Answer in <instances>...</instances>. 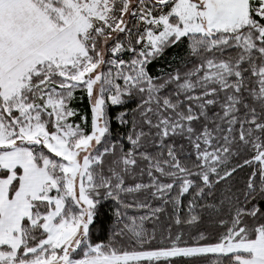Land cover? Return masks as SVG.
<instances>
[{"label": "snow or ice", "instance_id": "obj_1", "mask_svg": "<svg viewBox=\"0 0 264 264\" xmlns=\"http://www.w3.org/2000/svg\"><path fill=\"white\" fill-rule=\"evenodd\" d=\"M0 264H264V0H0Z\"/></svg>", "mask_w": 264, "mask_h": 264}]
</instances>
